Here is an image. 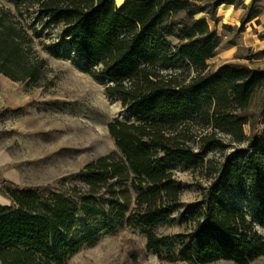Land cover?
Listing matches in <instances>:
<instances>
[{"label":"trees","instance_id":"16d2710c","mask_svg":"<svg viewBox=\"0 0 264 264\" xmlns=\"http://www.w3.org/2000/svg\"><path fill=\"white\" fill-rule=\"evenodd\" d=\"M222 5L239 8L245 0H15L14 9L0 5L1 73L37 85L47 62L38 56L35 39L59 29L57 40L44 47L57 57H72L75 51L73 60L81 61L96 81L109 82L107 94L120 99L133 117L109 122L119 154L102 156L71 175L77 182L68 193L1 180L15 190L13 205H0V264H68L84 245L123 225L144 234L146 249L157 251L161 260L249 264L264 254V232L257 229L264 228V101L258 112L250 110L264 71L227 62L207 72L221 37L207 18L196 15L205 12L217 22L215 12ZM30 9L36 16L27 24L18 15ZM259 15L248 7L240 31ZM191 124L211 129L200 136L198 151L190 143ZM220 133L246 144L227 156L203 198L182 210L184 184L169 164L180 159L186 167L199 166L207 151L226 148ZM226 191L253 193L254 219ZM182 222L190 224L183 232L158 233Z\"/></svg>","mask_w":264,"mask_h":264},{"label":"rangeland","instance_id":"374dc122","mask_svg":"<svg viewBox=\"0 0 264 264\" xmlns=\"http://www.w3.org/2000/svg\"><path fill=\"white\" fill-rule=\"evenodd\" d=\"M124 0H117L121 3ZM245 0L235 8L222 5L215 12V20L208 13L197 18L208 19L210 27L221 37L216 55L208 60V70L216 71L227 62L247 65L264 71V0ZM0 5L14 9L15 0H0ZM259 12V18L247 22L240 31L241 21L248 7ZM34 9L23 11L19 16L32 23ZM258 20V21H257ZM229 25L231 28L224 27ZM38 29L41 25H36ZM49 32V33H47ZM60 30H45L36 38L34 48L47 62L45 78L37 85L27 81H14L0 72V205H13L15 190L4 185L7 179L20 187L49 185L48 192L68 193L77 181L71 175L78 174L88 164L102 156L117 157L118 150L109 133L108 124L114 119L132 121L118 98L106 92L109 82H99L87 72L81 61H74L75 51L57 57L44 44L57 40ZM49 34V35H47ZM173 42L176 40L171 38ZM264 101V84L257 89L250 110L259 111ZM250 125L245 126L247 134ZM211 131L191 124L195 151L200 150V136ZM264 131V115L260 132ZM226 144L223 150L207 151L203 162L197 167H186L180 159L169 164L176 179L183 182L181 201L187 204L200 201L214 179L221 174L227 156L235 149L245 146L233 137L218 134ZM249 220L254 219L257 200L253 193L241 194L226 191ZM177 215V214H176ZM178 216V215H177ZM179 218V216H178ZM82 224L85 223L81 221ZM190 227L185 222L158 229L160 234H176ZM263 233L264 228L257 225ZM68 264H193L177 260H161L158 252L146 249V237L138 229L120 226L115 234H102L97 240L84 245L68 258ZM208 264H236L219 260ZM249 264H264V254Z\"/></svg>","mask_w":264,"mask_h":264},{"label":"crops","instance_id":"0c3cea01","mask_svg":"<svg viewBox=\"0 0 264 264\" xmlns=\"http://www.w3.org/2000/svg\"><path fill=\"white\" fill-rule=\"evenodd\" d=\"M225 6H229V7H232V10H234L235 8L233 6H230V5H225ZM244 7V6H243ZM246 8V7H245ZM256 18H259V16H257ZM255 18V19H256ZM258 21V20H257Z\"/></svg>","mask_w":264,"mask_h":264},{"label":"water","instance_id":"95a60500","mask_svg":"<svg viewBox=\"0 0 264 264\" xmlns=\"http://www.w3.org/2000/svg\"><path fill=\"white\" fill-rule=\"evenodd\" d=\"M246 7V5H244V8Z\"/></svg>","mask_w":264,"mask_h":264}]
</instances>
